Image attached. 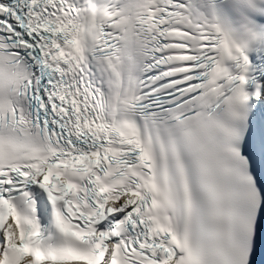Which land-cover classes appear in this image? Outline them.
<instances>
[{
	"label": "snow or ice",
	"instance_id": "snow-or-ice-1",
	"mask_svg": "<svg viewBox=\"0 0 264 264\" xmlns=\"http://www.w3.org/2000/svg\"><path fill=\"white\" fill-rule=\"evenodd\" d=\"M25 248L264 264V0H0V264Z\"/></svg>",
	"mask_w": 264,
	"mask_h": 264
}]
</instances>
